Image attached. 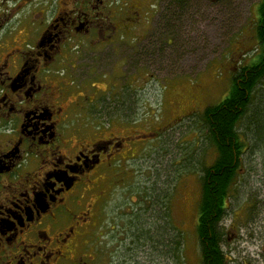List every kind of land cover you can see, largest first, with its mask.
<instances>
[{
    "label": "flooded vegetation",
    "instance_id": "obj_1",
    "mask_svg": "<svg viewBox=\"0 0 264 264\" xmlns=\"http://www.w3.org/2000/svg\"><path fill=\"white\" fill-rule=\"evenodd\" d=\"M182 3L0 0V264H147L137 258L150 250L134 231L137 208L109 202L120 185L130 187V161L152 134L149 123L134 129L132 114L146 108L136 104V81L179 61ZM255 39L254 62H239L224 98L250 69L261 70ZM248 125L263 134L257 117L237 127L244 147L233 156L226 234L235 239L232 223L243 221L253 264H264V156H243L259 140ZM241 176L240 203L227 210Z\"/></svg>",
    "mask_w": 264,
    "mask_h": 264
},
{
    "label": "rangeland",
    "instance_id": "obj_2",
    "mask_svg": "<svg viewBox=\"0 0 264 264\" xmlns=\"http://www.w3.org/2000/svg\"><path fill=\"white\" fill-rule=\"evenodd\" d=\"M260 1L187 0V5L195 9L179 23V61H168L162 77L146 83L143 79L136 81V104L140 102L146 108H137L132 114L137 121L134 129L143 131V125L149 123L152 134L144 139L147 143L142 156L130 161V187L122 190L124 186L120 185L117 196L110 197L109 207L119 202V206L137 208L132 218L137 224L134 231L141 232L142 241L150 242L147 258L142 252L137 255L139 261L201 264L195 232L201 170L216 156L203 112L224 98L236 68L254 62L256 9ZM6 7L11 9L12 3ZM210 51L214 55L209 56ZM259 84L238 122L239 130L252 119L251 109L264 104V81ZM124 130L121 125L120 133ZM243 156H264V129L256 145H246ZM242 178L239 189L232 188L234 198L227 210L240 203ZM228 223L229 214L221 222L226 264H253L257 251L254 237L246 234L243 221H237L232 223L236 238L228 240Z\"/></svg>",
    "mask_w": 264,
    "mask_h": 264
},
{
    "label": "trees",
    "instance_id": "obj_3",
    "mask_svg": "<svg viewBox=\"0 0 264 264\" xmlns=\"http://www.w3.org/2000/svg\"><path fill=\"white\" fill-rule=\"evenodd\" d=\"M193 9L195 8L187 5V0H183V3L179 4V23ZM256 13L255 33L262 49L259 58V62L262 63L261 70L255 68L252 71L250 69L248 78L243 83L233 82L228 96L218 104L205 108L203 112L208 140L215 146L217 157L213 166L201 170V192L195 223L201 264H226L222 251L224 237L221 222L226 213V194L235 176L233 171L234 152L236 156H239L240 150L244 147V142L238 137L241 132L237 130V123L246 112L255 87L264 81V46H262L264 43V0L259 2ZM262 105L264 104H259L251 109V115H253V120L257 117L264 123V106ZM248 121L251 120L248 119ZM250 126H247L248 132L255 133L256 138H259L256 126H254V130H251L252 126ZM256 143L258 140L255 139L252 146ZM229 163H231V167L227 166ZM175 242L177 245L178 240Z\"/></svg>",
    "mask_w": 264,
    "mask_h": 264
}]
</instances>
